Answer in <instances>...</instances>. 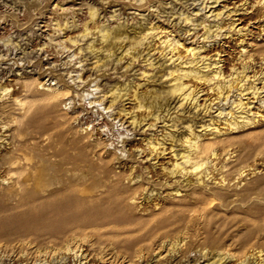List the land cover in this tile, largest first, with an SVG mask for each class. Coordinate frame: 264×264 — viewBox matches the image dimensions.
<instances>
[{
	"label": "rangeland",
	"instance_id": "374dc122",
	"mask_svg": "<svg viewBox=\"0 0 264 264\" xmlns=\"http://www.w3.org/2000/svg\"><path fill=\"white\" fill-rule=\"evenodd\" d=\"M122 25L155 28L137 61L124 55L125 44L109 58L97 50L105 43L96 28ZM204 25L215 26L206 39ZM85 28L91 35L84 37ZM166 36L187 47L206 43L202 55L209 62L222 58L225 76L233 66L250 65L242 83L264 74V0H0V92L8 88L0 98V223L6 225L0 264H215L220 258L216 264H264L263 84L254 82L260 97L234 90L219 101L206 84L190 81L203 90L201 106L178 107L172 97L161 116L173 114L164 122L134 124L123 109L139 120L147 115L134 109V87L142 84L137 92L145 93L170 85L161 75L177 61L162 52ZM91 42L98 52L87 49ZM143 57L160 68L152 70ZM114 87L129 100L110 104ZM49 90L66 93L42 101ZM13 93L30 108L27 116L10 110ZM241 98L252 121L230 131L225 119ZM205 102L214 105L210 112L203 111ZM189 125L215 148L201 184L195 173L170 174L177 158L172 138L182 152ZM214 128L221 130L217 137ZM15 157L19 165L5 164ZM40 173L49 190L42 195L35 184ZM24 177L27 190L16 192ZM61 192L68 195L63 201ZM45 199L62 207L85 201L98 219L80 231L55 215L49 229L33 210ZM81 234L87 236L73 239Z\"/></svg>",
	"mask_w": 264,
	"mask_h": 264
},
{
	"label": "bare ground",
	"instance_id": "6f19581e",
	"mask_svg": "<svg viewBox=\"0 0 264 264\" xmlns=\"http://www.w3.org/2000/svg\"><path fill=\"white\" fill-rule=\"evenodd\" d=\"M92 15L93 17H95L94 13H92ZM190 19L191 18L187 15L184 17V20L186 22H189ZM204 27H205V31L203 32V36L206 39V38H209L208 34L212 31L213 27L215 26L212 27V26L204 25ZM96 29H97L96 31L92 30L93 33L95 31V34H97L98 38L100 39V43H102L103 45L105 43L104 47H102L101 49H97L99 52L101 53L107 52L108 58H109L113 56L117 52V50H119L120 48H123L125 44V47L123 49V51L125 52L124 55L125 56L131 55L132 62L137 61V59H140L141 54L144 52V51L139 50L140 49L139 47L145 44L144 41L147 40L148 36L151 34L149 32L151 30L152 31L154 30L155 32L154 27L146 28L143 26H141L140 28L138 27L136 29L134 28L129 29V28L124 27L123 25L118 26L115 29L108 28L107 26H103L101 28L99 27ZM137 29H140L141 31H137ZM89 30L91 29H86V28L84 29V37H86V35L87 36L91 35ZM239 31L240 30H237V32ZM125 42H128V43H125ZM160 43L163 49L162 52L166 51L168 56H170L168 57L169 58L168 61L172 60L174 61V63L177 61V63L175 64L173 63L174 65L172 67H167V70H165V73L163 74L161 73L162 77L165 76V74L169 77L168 79H169L170 85L167 86V85L160 84L159 86L157 85L153 86L151 83L150 85L153 86L152 89L151 90L149 89V92L143 91L145 93L137 92V88L142 86V84H138L134 87L135 88V91L133 90L134 91L133 97L135 101L134 109H137L139 111L140 110L144 111L145 114H147L143 118H141V120H139L137 118V115L131 114V112H126V110L123 109L122 111L125 112V115L126 114L131 115L130 119L132 120L131 122L134 124L141 123L143 120H146L147 118H150L155 122L156 121L164 122L165 121L164 118L165 117L167 118V116L171 114L172 112H169L168 110L165 116L164 115L161 116V113H163V110L166 108V106L169 103L170 98L172 97L178 98L180 102L178 107H181L183 104H187V103L191 104V106H193L194 109L201 106L202 104H199L198 101L200 99L199 94L203 90H199L198 88L193 87V85L189 83L190 81L206 84L208 86V90H210L211 92L215 94L214 100L217 99L219 101L227 100L229 98L228 97L229 94L234 90L239 92L238 94L241 97L243 95H247V92H250L249 94H252L253 96L260 97L261 88H257L255 86L254 82L256 80H260V83L263 84L262 92H264V74L262 75V77H258L252 82H249L248 84L242 83L243 81L247 82V80L250 78L247 73L251 67L250 65L246 63H242L239 67L233 66L231 69V73L225 76L222 65L220 64L222 62V58L220 59L218 57L213 62H209L210 61L209 58L207 56L202 55L201 50L206 47V43L202 44L201 46H196V47L188 46L187 47L184 45V43H181L179 39H176L175 37L170 39L169 36H166L165 39L161 40ZM116 45H119L118 46L119 48L116 47L117 49L113 51ZM95 46L91 42L90 44H88L87 49L90 50L91 52H96L97 50L95 49ZM127 46H129V48H126ZM183 48H186L185 57L182 56L181 54V50ZM137 50H139L138 53L136 52ZM256 51L258 50L256 49ZM252 55L249 54L248 56L251 57ZM95 57L97 58L98 56H95ZM121 59H123V54L120 58H117V61H120ZM100 60L101 59L98 58L97 62H100ZM142 61L145 62L147 66H150L152 70H156V68L158 67L160 68L159 65L155 66L156 63H154L151 58L143 57ZM212 64H213V67H212ZM150 81L152 82L153 79H149V83ZM24 87L27 88L26 86ZM1 90L2 91L0 92V98H2L3 92H7L8 88L3 87L1 88ZM110 92H111L110 94L111 99L109 101L110 104H113L116 101L124 102L125 100H129V98H126V99L124 98L126 97L127 93L120 92L119 88L112 89L110 90ZM65 93L66 91L49 90L47 93L44 94V98L42 101L55 102L56 100H59L62 96H64ZM13 95L14 93L10 94L8 97L9 104L13 106V108L12 109L10 108V110L12 111L16 110L15 112L19 111L20 114L24 113L23 116H27V114L30 111V108L26 107L25 104L21 103V100L19 101L18 97L15 98ZM5 103H7V101ZM247 105H249V103L243 102L241 98L240 100L236 102V105L234 107V108H237L236 112L233 111L232 109L228 112V114H230L231 117L229 119L226 118L225 121H226V124H228V129L230 131H233L234 129L239 128V126L242 124H248L249 122L252 121L248 117V114H247V112H249V110L247 109ZM202 107H203L202 108L203 111L207 113V112H210L211 109H213L214 105L212 106V104L210 103L207 104V102H205ZM7 108L9 109L8 106ZM10 110H7V111L3 110L2 113L10 112ZM6 114H9L10 116L12 115L11 113H6ZM222 114H223L222 111L218 113L219 116H221ZM171 115L169 116L171 117ZM9 124L10 123H7L5 127L9 126ZM188 129L190 133L182 137V146H183L182 152H179V153L175 152V149H174L175 139L172 138L170 150L173 153V157H177V158H176V161L172 165L173 167L170 170V174L171 175H175V174L181 175L182 174V176L183 175L187 176L188 174L195 173L197 182L201 184V182L204 181V178H207L209 176L208 171L210 167V162L212 164V161L211 160L209 161L208 156L209 157L210 155L214 156L215 148L212 142H210L208 139L205 140L202 138L203 136L202 134L195 133L190 125L188 126ZM220 133H221V130L218 128L216 129L214 128V131L212 132V134H215L216 137L219 136L218 134ZM168 136H171V135H168ZM148 143L151 145L152 149H155L156 146L153 145L152 142H148ZM158 144H162V143L159 142ZM161 152H163V150ZM161 152H159V154H161ZM5 164L11 168L12 166L19 165L20 160L18 157H15V158L8 160ZM204 164L206 166L204 169H202ZM199 169H202V170H200L199 172ZM43 177H44L43 174L40 173V175L37 177L36 182H35V184H37L36 189H38L40 195H42L44 192L49 193V190H47L48 187L45 184L46 182L42 180ZM188 177L190 178V176ZM188 177L187 178L184 177V181H186L187 185H190L192 184V181H191L192 179L190 180ZM29 180L30 179L28 177L17 179L16 184L18 185V188L16 189V192H20V190L21 191L27 190L28 184L26 183ZM37 193L34 196L37 199L42 198ZM66 196H68L67 193L61 192L60 195L57 196V199L60 200L61 198L60 201H63L66 198ZM60 204L61 203L59 202L55 203V201L53 200L45 199L40 204L38 205L36 204L34 206L35 209L33 208V210L35 211V213L36 212L40 213L38 220H40L43 223H46L49 229L52 227V224H53V221L51 219H53L54 218L53 216L55 215H58L55 217L56 219L60 221V223H70L74 227V229L78 228L80 231H81L80 228L90 226L93 222L97 221L98 219L95 213L93 214L91 213V211L90 212L87 211L88 210L87 203L85 201H82V202L77 201V202L68 204V206L65 204L63 207H62V204L61 205ZM0 224H1L0 226H6L5 224H2V223ZM84 236L86 237L87 235L81 234L80 236L73 237V239L79 240V238L82 239ZM220 260H223V258H220L219 260H217L215 264L220 262Z\"/></svg>",
	"mask_w": 264,
	"mask_h": 264
}]
</instances>
